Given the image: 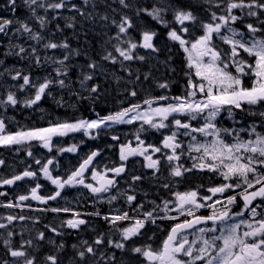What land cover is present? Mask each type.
Segmentation results:
<instances>
[{
	"label": "snow or ice",
	"instance_id": "1",
	"mask_svg": "<svg viewBox=\"0 0 264 264\" xmlns=\"http://www.w3.org/2000/svg\"><path fill=\"white\" fill-rule=\"evenodd\" d=\"M100 5L110 9L114 15H109L107 11L99 12ZM21 8L26 15L17 14ZM65 10L74 14L64 16ZM0 12L10 13V16L0 15V47L5 46L6 40L5 57L28 60L39 67L49 63L58 65L54 69L55 77H45L42 82H37L22 70L5 67V61L0 59V67L3 68L0 78L7 75L12 81H22L11 85L19 92L34 89V94L23 101L18 99L16 92L6 90L4 98L0 99V109L5 111L18 104L28 108L38 105L51 95L50 89L54 86L61 89L71 87L67 81L73 67L72 58L81 55V52L73 48L66 38L56 41L46 37L44 32L55 36L48 26L60 19L65 20V28L75 30L77 15L93 22L98 18L109 31L115 30L113 35L105 33L107 39L100 61L89 59L86 65L89 71L81 70L79 84L90 94H97L92 97L93 100L99 96L100 85H89L88 82L93 81L97 74L107 76L111 72L116 83L124 79L107 68L106 64L126 73L127 83L135 84L141 80V75L139 68L133 72L132 65L144 64L149 59L157 60L162 51L169 54L163 63L171 72H177V67L172 65V57L174 50L178 49L185 54L183 67L179 71L186 77L182 95L161 94L145 99L143 104L148 108L143 111L140 103H133L114 114H97V119L58 122L46 128L15 133L6 131L5 121L0 118V147L10 148L36 141L51 152L53 137L82 131L94 139V133L110 124H131L140 120L142 124L136 135L139 144L136 148L121 146L120 161L126 162L130 156H142L147 161L145 166L152 170L156 179H159L163 159L172 178H183L185 173L197 169L217 173L225 181L219 186L209 187V196H200L197 190L177 192L174 201L164 200L161 204L152 201L150 210H146L143 203H135L137 197L134 194L118 191L109 195V204L116 201L118 196H123L129 210L136 215H130L129 210L120 212L117 209L116 214L101 217L109 224L113 235L118 234V238L99 233L91 242L82 240L72 244L71 254L66 257L67 264H264V130H257L264 129V0H81V4L73 3V0H4ZM201 12L207 13L208 18L203 19ZM238 23H243L246 32L234 27ZM55 29L56 32H63L59 23ZM162 37L165 42L161 47L157 41ZM21 39L24 43L18 42ZM216 40L227 45V49L217 45ZM41 50L45 52L43 57ZM55 50H62V58L47 55L48 51ZM150 76V72L145 73L143 79L147 81ZM157 86L164 90L170 87L167 81L158 82ZM126 91L132 97L137 96L135 88ZM153 104L158 106L152 107ZM236 112L259 117L261 123L254 122L239 129L218 126L222 113H226L228 119L235 120ZM201 120L202 124L193 126L192 121ZM235 122L241 123L239 120ZM144 125L157 131L169 130L168 134L163 135L161 146H145L139 135V131H147ZM197 133L204 137V141L197 139V135H194ZM181 137H190L194 143H188L185 149ZM209 137L212 138L210 141L207 139ZM111 138L119 139L115 135ZM19 150L17 147L16 151ZM57 151L75 153L77 147L73 145L58 148ZM193 152L198 155L190 158L198 163H193L191 168L178 163L183 155ZM156 153H161V157L153 159ZM27 155L33 157L32 151L28 150ZM99 155L98 150L91 152L66 178L53 176L50 170V166L54 165L53 158L43 163L39 158H34L43 178L50 181L56 190L47 196L41 195L39 189L42 185L36 183L30 189V194L19 195L16 203L8 202L0 204V207L31 208L23 204L30 199L47 205L49 201L61 197V191L66 186L77 185L87 189L97 198V202H102L104 194L110 193L116 186L115 177L125 173L126 166L122 163L103 173L93 168L90 175L95 185L86 183L85 172ZM4 164L5 161L0 159V166ZM31 167L29 165L22 173L11 178L0 179V187L15 185L26 178L36 180L37 171L30 170ZM109 172L113 174L112 178H109ZM142 179L143 176L134 175L132 183ZM176 182L173 179L162 187L167 189ZM237 189L241 191L224 196L226 191L235 192ZM218 195L223 199H213ZM0 196H7V193L0 192ZM241 201L239 210L233 211V207ZM217 205L221 207L218 209ZM205 208L210 210L209 215L197 214ZM34 210L53 213L70 211L57 207ZM86 215L101 214L96 211ZM181 216L185 219L171 227L158 248L150 244L138 245L137 238L143 237L147 225L158 226L157 221L179 220ZM73 217L60 227L79 231L88 223L80 218L78 212L73 213ZM0 219L7 221L0 223V229L7 230L6 236L0 233L4 248L0 264H65V259L61 257L66 252L65 243L46 238L43 231L34 238L22 239L19 246H13L12 238L16 233L9 230V225L17 220L33 218L8 215ZM123 221L132 223L120 227ZM33 222L39 221L34 219ZM45 227L56 236L65 235L56 227ZM189 235L194 238L190 240ZM45 240L55 254L33 255L29 252L32 249L39 253L40 242Z\"/></svg>",
	"mask_w": 264,
	"mask_h": 264
},
{
	"label": "flooded vegetation",
	"instance_id": "2",
	"mask_svg": "<svg viewBox=\"0 0 264 264\" xmlns=\"http://www.w3.org/2000/svg\"><path fill=\"white\" fill-rule=\"evenodd\" d=\"M4 3V0H0V5ZM22 8L18 10V15L21 16ZM0 15L4 16H10V13L8 12H0ZM22 40H19V43H22ZM6 49V40H5V46L0 47V59H3L5 61L4 66L8 67L10 70L13 68H18L19 70H22L24 66V62L19 60L16 57H5L3 55L4 51ZM12 63V64H11ZM3 68L0 67V71H2ZM49 77L53 78L54 75H49ZM0 81L2 83H5L6 81H11L10 77L5 75L3 78H0ZM0 82V91L5 90V86H1ZM1 93V92H0ZM5 95V94H4ZM3 95V98H4ZM45 101L41 100L39 102L38 106L44 105ZM58 105H61V103H58ZM63 106V105H62ZM19 108V109H18ZM22 106L17 105V110H21ZM68 107L65 105L63 106V109L59 108V114L63 113V115H68ZM5 112H3L4 114ZM43 115V114H42ZM65 118L62 119L64 121ZM44 128L49 127V125H43ZM22 130V125H6V131L15 133L17 131ZM62 141L59 142L58 148L63 147H70L71 146V140L67 138H61ZM103 139H100V141ZM114 145L113 147H107L106 149L103 148L102 144L98 143V133H95L94 139H87L86 137L81 138H74L72 142L77 147V152L73 153V157L70 155V152H63L59 153L57 151L58 148L55 150H52L51 152L43 151L42 154L38 151V145L36 143L29 144L30 146H37L36 150H32L33 157H30L26 163H23V145L21 146H13L10 148L2 149L0 148V159L4 160L6 163H18L21 164V169L18 170L16 174L22 173L29 165H31L30 170L37 171V179L32 180L26 178L23 181H18L15 185L11 187H5L4 191H11L13 189L17 190L20 195H27L30 194V189L32 187H35L36 183H39L42 185V188L39 189V194L47 196L49 194H52L56 189L55 187L50 183V181H47L43 178L42 173L39 172V165H36L34 161V158H39L42 163L46 162L47 159L53 158L54 159V165L50 166V170L52 171L53 176H60L62 178H66L72 171H75L79 165L83 162L87 156L93 152V151H99V159L101 156H103L104 152H107L111 154L112 158L109 159L111 162L107 168H105L104 171L100 170L99 172H105L107 169L119 166L120 164L124 163L126 166V171L123 173L120 177H115L117 180L116 186L111 190L118 191L119 187L124 188L126 187V192L128 194H134L137 197V201L135 203H143L146 210H150L153 205L152 201H154L156 204H161L164 200H175V193H184L191 190H197L200 196H209L211 193L207 191L209 187H215L216 183V176L214 172L209 171H200L197 169H194L191 172L185 173L183 178H172L169 175V170L167 167V162L162 159V167L161 172L158 174L159 179H156L152 175V171L150 169L145 168V161L142 156H130L126 162H122L119 159V154L117 153L119 151V148L124 145L121 138L118 140H113ZM131 145L132 144H126ZM19 147L20 150L17 152L16 148ZM134 148V147H133ZM105 150V151H104ZM166 152L168 150H165ZM179 151V150H178ZM47 156V158H45ZM98 159V160H99ZM74 160V163L70 164V161ZM98 160L94 164V166L88 170V172L85 175V182L86 183H93L95 185V181L91 180V171L93 168L98 171ZM199 161H191V159L187 160L186 158H182L178 162L180 164H183L186 168H191L193 163H198ZM9 168V167H7ZM102 168V167H101ZM100 168V169H101ZM0 169L2 167L0 166ZM9 171V170H8ZM147 172V178L145 176L144 179L141 181H137L135 184L132 183V177L138 174H143ZM14 174V175H16ZM7 172V170L2 169V173H0V177H8L11 178L14 176ZM109 178L113 177L112 173H108ZM173 179H176L178 182L172 183L169 188L165 189L162 187V185L166 182H169ZM241 191V189H238ZM110 192V193H111ZM108 193V194H110ZM104 194V195H108ZM116 194V193H114ZM146 194V195H145ZM215 199V197H213ZM211 203V201H209ZM24 205L31 204L33 206L40 208H68L70 209L69 212H60V213H53L51 211H48L51 217L58 218L60 215H68L70 216L74 212H78L81 214V218H84L88 223L82 227H88L89 224L97 217L94 215H86L88 213H94L96 211H103L106 210L101 202H97V198L92 196L91 193L83 186L77 185L74 187H65L61 191V197L57 198L55 201H49L47 205L40 204L37 201L28 200L23 202ZM125 211L129 210L127 203L125 202ZM242 206V201L237 206V211ZM130 215L135 216L136 213H133L129 210ZM210 210L205 208L199 210L197 213L198 215H209ZM171 215H177L176 213H170ZM163 215V213H161ZM185 217L181 216L179 220H163V221H157V225H147L146 228L143 230L144 235L143 237L137 238V241H144L145 244H150L154 241H159L161 244L163 240L166 238L167 233L170 231L171 227L175 225L176 223H179L180 221L184 220ZM97 222V221H96ZM128 225L132 222L127 221ZM192 237L189 235V239L191 240Z\"/></svg>",
	"mask_w": 264,
	"mask_h": 264
},
{
	"label": "rangeland",
	"instance_id": "3",
	"mask_svg": "<svg viewBox=\"0 0 264 264\" xmlns=\"http://www.w3.org/2000/svg\"><path fill=\"white\" fill-rule=\"evenodd\" d=\"M73 3L81 4V0H73ZM98 11L99 12H105L104 10L99 9V8H98ZM73 14L74 13H70L67 10H65L63 12V15L64 16H70V15H73ZM202 18L203 19H207L208 16H205V17H202ZM57 21H60L62 23H65V20H63V19H60V20H57ZM76 22H78V25L81 24L82 26H84V23L90 22V26L92 28H94L93 25L98 26V33H100L101 35H105L106 32L108 34L110 33V32H108L109 30L106 27L103 26V23L101 21H99L98 18H97L96 22L92 25L93 21L85 20L84 18H82L79 15H77L76 16ZM234 27H237L240 30H243V31L246 32V29L243 28V24L242 23H238V24L234 25ZM114 32H115V30L113 29L111 31V33H114ZM197 34H199V33H197ZM22 43H24V40H22ZM28 43H33V42H28ZM215 43L217 45H219L221 48L227 49V47H228L227 45H223L219 40H216ZM40 53H43V54H40V55H45V52L43 50H41ZM47 55L55 56L57 58H62L63 53L61 52V50H55L54 52L53 51H48L47 52ZM184 55L185 54L183 53V56ZM245 55L247 56V54H245ZM77 58H78V60L76 59V56H74L72 58V65H73V67H72V69H71V71L69 73V79L67 81L70 84L71 87L70 88L61 89L58 86H54V87L51 88L52 90L50 89L51 90V95L50 96H46L44 98L45 100H47V101L49 100V102L53 101L54 103H57L59 101L64 107H65V105H67V107H69V108L70 107L77 108L79 105H81L82 102H84V99H81L80 96L87 97V96H85L86 91H84L81 88V86L79 84V79H80L81 70L83 69V71L86 72V71H89V69H87V67L82 66V64H80L78 62L79 60H83V58H81L80 55L77 56ZM26 61H28V60H26ZM163 61H164L163 59H160L159 58L158 64H159L160 68L167 69V71L170 72V70L163 63ZM31 64L33 65V63H31ZM56 67H58V65H55V64H51L50 63L49 67H46V72H45L44 75H42V74L36 75L37 82H42L45 77H49V75H51V74L55 76L54 69ZM106 67L109 68V69H111L112 71H115L117 75L122 76V75L119 74V72H117L110 65H106ZM16 69H18V68H16ZM25 69L26 68H24V67L22 68V70H25ZM36 69H42V68H36ZM101 76L103 78H105V80L108 81V85L110 87H112L115 91H116V89H117V91L118 90L119 91H122V88L127 89V84H126L127 81L125 80V78L123 80H121L119 83H116L113 80V77L111 75V72L107 76H105L103 74H101ZM49 78H51V77H49ZM21 82L22 81H12V80L11 81H6L5 83H2L1 82V86L4 85L5 86V90L3 91V89H2V91H0L1 92L0 95L6 94V90H11V91H14V92L17 93V97L21 101H23L26 98L31 97L34 94V89H27L24 92H19V91H17L16 88H12L11 87V85L16 84V83H21ZM146 89H144L143 91H140L139 92V95H137L135 97H132V96L128 95V92L126 90L123 91V94H127V98L131 101L130 102V105L133 104V103H140L142 105L141 111L146 110L148 108V105L143 104V101L145 99H151V98H154V97H158L161 94H167L169 96H173L171 94L170 87H169V89L164 90V89H160L158 86H156L154 88V91L153 92H151V90H149V89L148 90H146ZM127 90H130V88L127 89ZM77 93L79 95H77ZM183 93H184V91H183ZM87 94H88V97H89V92H87ZM139 96H140V100L138 99ZM44 99H43V101H44ZM68 99H70V100H68ZM161 103H167V102H161ZM18 105H21V104H18ZM157 106H158L157 104H153L152 105V107H157ZM22 107L25 108L26 110H29L31 112V114H33V115L42 112V108H33V107L32 108H28V107H24V106H22ZM7 110H8V108H7ZM6 113H8V112H6ZM2 114L3 113H0V118H3L4 119L5 124L7 126L17 125V122H16V120H14V117L13 116H10L8 118L6 116H3ZM133 114H135V113H133ZM222 116L223 115L221 114V116L218 118V120H220ZM251 117H252V119L255 118L253 116H251ZM170 119H171V117H170ZM54 121H56L57 123L58 122H62L56 116H49V118H48L47 115L46 116L45 115H41L40 116V119H38V122L43 123L42 125L54 124ZM192 123H193L194 126H199L200 124L203 123V121L202 120L201 121H192ZM260 123H261V121H260ZM141 124H142V121L137 120V121H135V122H133L131 124H110L109 126H106V127L102 128V129H100L98 131V134H101V135H98V137L101 136L102 139H103L102 140V143H104L103 148L106 149L107 147H111V146L113 147V145H114L113 142L114 141H113V139L111 137L114 136V135L117 136V137H119V138H121L122 141H123V143H124V145L131 143L132 146L134 148H136L138 146V144H139V142L136 139V135L138 133V130L141 127ZM235 124H236V122L232 121L230 125H233V127H235L236 126ZM18 125H24V123L18 124ZM133 125H137V126H135L134 128H131ZM218 125H219V123H218ZM143 127L145 129H147V131H139V135H140V139L144 140L145 146H148V145H154V146H158V147L161 146L162 145V140H163V137H161V136H163L165 134H168V132H169L168 129H162V130H159V131H157L155 129H151V128H149L148 125H144ZM239 127H241V126H239ZM257 130L258 131H261L260 128H258ZM78 135L86 136V135H84V133L82 131L81 132H76V133H70L67 136L68 137H77ZM194 135H197V139L198 140L204 141V137L200 136L198 133L197 134H194ZM242 135H245L246 136V134H244V133H242ZM207 139L210 141L212 138L209 137ZM227 139L231 140V137H228ZM181 140L184 143L185 149L187 148L188 143H194L193 141H191V138L190 137H181ZM52 143H53V149L52 150H55L56 148H58V146H59V137H53ZM105 144H107V145H105ZM71 146H73L72 140H71ZM0 148L6 149V148H9V147H0ZM28 150H30V149L28 148ZM27 151H25L23 153V156H24L23 163H26L28 161V159L30 158L27 155ZM43 151H47L48 152V149H45L42 146H40L39 153L42 154ZM117 153L120 155V148H119V151ZM71 154L73 155V153H70V155ZM197 155L198 154L197 153H194V152L193 153H190V154L189 153H186L185 155H183V158H186L187 160H189V159H191L190 156H197ZM153 157H156V158L161 157V153H156V154L153 155ZM45 158H47V156H45ZM108 160L109 159L104 154L101 157V159L99 160V163H98V168H99L100 165H101L102 168L99 169L98 171H100V170L104 171L105 168H107L109 166L110 162H108ZM191 161H193V160L191 159ZM71 163H74V160H71L70 161V164ZM146 163H147V161H145V165H146ZM9 165H10V163H6L5 162V164L3 166H1V167L3 169V168L10 167ZM17 167H19V166L17 165ZM17 167L15 166L14 168L10 169V172L9 173L10 174H14ZM145 168L148 169L146 166H145ZM0 173H1V171H0ZM215 174H217V173H215ZM136 175L145 176L147 178V172H145L143 174L136 173ZM124 188H121V189L119 188L118 191L121 192V193H123V192H125ZM2 190H3V187H0V191L1 192H2ZM118 191H115V193L117 194ZM6 193H7V196L10 195L9 192H6ZM12 193H13V195L14 194H17V192L15 190H13ZM0 197H1L0 198V201H3L6 196H0ZM122 197L123 196H118V199L116 201H114L113 203H111V204H109L107 202V197H106V198H104V200L102 201V203H105L106 202L105 205L108 207V210L110 212H112V211L113 212H116L117 209H120V206H117V204L118 203H121L120 200H121ZM13 203H15V202H13ZM14 208H6V209L3 208V213H2V215L0 217H6V216H8V213H9L8 210H12ZM109 215H112V214H109ZM18 216H21V212H18ZM0 223H7V221L6 220H3V219H0ZM9 230H12L14 233H16V235H14V237L12 238V241L14 242V246H19V243L21 242L22 239L23 240H27V239H30V238H34L37 235V233L41 231L35 225H29L26 222L19 221V220L14 221L13 222V225L12 224L9 225ZM6 232H7V230L0 229V233H4L5 236H6ZM78 232H80V230ZM20 233H23V235L21 236ZM45 235H46V233H45ZM46 237L48 238V234L46 235ZM40 243H41L42 246H47L49 249H50V247H52L51 245H49L47 243V240H46V243L47 244H45V245H43L44 242H40ZM160 244L161 243L159 241H154V242H152V247L153 248H158ZM52 250H54V249H52ZM67 250H69L71 252V250L68 249V246L66 248V251ZM29 252H31L33 255H36V253H37V252H33L32 249H29ZM54 254H55V252H54ZM68 255H70V254H67L66 256L62 257L63 254H61V257L65 259V264H67L66 257Z\"/></svg>",
	"mask_w": 264,
	"mask_h": 264
},
{
	"label": "trees",
	"instance_id": "4",
	"mask_svg": "<svg viewBox=\"0 0 264 264\" xmlns=\"http://www.w3.org/2000/svg\"><path fill=\"white\" fill-rule=\"evenodd\" d=\"M115 7H118V5H114ZM99 9H102L104 11H107L109 15H114L111 13L110 9H106L103 7V5H100L98 7ZM204 12H201L200 15L202 16ZM118 18V17H117ZM248 20V18H245ZM96 22V21H95ZM93 22L92 25L95 23ZM252 22V21H248ZM243 24V23H242ZM94 27L95 26L93 25ZM90 29V22L84 23V26H76L75 30H73L70 41L76 45V48L80 50L81 55L80 57L84 59V63L87 64L89 59H94L97 61H100V57L103 54V49L105 47V40L107 39L106 35H101L98 33V29ZM113 30V29H112ZM111 30V31H112ZM111 31L108 35H113L114 33H111ZM74 34V36H73ZM165 40L162 37L160 40L157 41L158 45L161 47L163 46ZM109 50H111L109 48ZM169 54L167 51H162L159 55L160 58L166 59ZM244 56V55H243ZM246 57V56H245ZM103 63V62H102ZM184 64V56L182 51L175 49L172 57V65L177 67V72H168L167 69L160 68V66L152 59L148 60V62L144 64H133L132 70L135 73L137 68H139L141 80L135 84H131V87L135 88L137 91V94H139L140 91H143L144 89L153 90L157 86L158 82H165L167 81L170 84V90L173 92L174 95L181 94V91H184L185 87V81L186 77L183 75L181 71H179L180 68L183 67ZM110 65V64H106ZM151 73L150 79L145 81L143 79V75L145 73ZM121 74H125L124 72L120 71ZM97 78V77H96ZM126 78L127 75H126ZM97 82L100 85V93L97 99L93 100L91 102H87L85 104H82L80 106L81 118L89 119L93 118L94 116L97 117V114L99 116H107L109 114H114L124 108L127 107V105L123 102V99H121V95H119L117 92L112 89L108 85V81L105 80L101 76V74H98ZM146 89V90H147ZM97 94H93L92 97H96ZM122 101V102H120ZM28 122L30 124L33 123V119L31 116L26 117ZM35 120V119H34ZM13 214L14 212L11 211ZM33 219H38V225L45 229V225L48 223L49 217L47 215H41L37 214L34 215V217L31 216ZM99 233H105L106 237L111 236L110 232L105 228V225L102 224L101 231ZM108 234V235H107ZM111 251V250H109ZM40 254H50L46 253V249L40 250L39 253H36V255ZM119 255V253H117ZM0 257H4V248L0 247Z\"/></svg>",
	"mask_w": 264,
	"mask_h": 264
},
{
	"label": "bare ground",
	"instance_id": "5",
	"mask_svg": "<svg viewBox=\"0 0 264 264\" xmlns=\"http://www.w3.org/2000/svg\"><path fill=\"white\" fill-rule=\"evenodd\" d=\"M50 53V52H49ZM57 53V52H56ZM12 64V63H11ZM78 64V63H77ZM14 67V66H13Z\"/></svg>",
	"mask_w": 264,
	"mask_h": 264
}]
</instances>
